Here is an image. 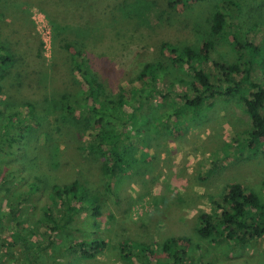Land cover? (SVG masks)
<instances>
[{
    "label": "rangeland",
    "instance_id": "1",
    "mask_svg": "<svg viewBox=\"0 0 264 264\" xmlns=\"http://www.w3.org/2000/svg\"><path fill=\"white\" fill-rule=\"evenodd\" d=\"M135 1L0 0V52L36 56L29 59L35 73L44 69L50 72L54 62L64 61L56 74L59 85L48 94L53 103V107L47 106L52 111L49 120L69 102L72 116L80 123L78 142L95 139L100 100L97 94L88 99L85 94H78L81 80L78 72L70 68L75 56L83 70L105 84L107 101H113L117 107L107 110L104 125L118 135V147L129 146L131 157L129 172L125 175L117 172L113 178L119 201L114 202L112 196H107L110 200L103 202L97 220L91 214L90 201L86 203L84 199L68 198V205L73 209L61 217V203L50 198L49 190L28 191L29 177L36 178L39 167L49 183L61 186L77 180L80 190L77 197L83 195L85 185L102 190L105 179L96 162L103 158L111 163L108 148L97 147L92 163L84 161L75 141H68L71 135L55 125L48 133L35 130L39 135L32 129L22 131L17 124L9 126L6 121L11 110L2 108L18 109L19 119H23L30 115L24 110V101H36L40 95L36 85L31 88L25 85V89L22 78L17 89V72H10L1 81L0 90V264H26L22 252L32 244L45 264H174L168 255L175 257L176 251L178 254L184 251L183 261L176 264H264V232L243 242H238L236 237L227 240L223 230L212 236L216 240L195 234L200 213L213 215L214 221L220 217L215 202L232 181L264 199V142L257 140L248 146L246 137L251 128L248 115L237 97L224 93L229 81H225L223 71L213 63L214 60L225 64L237 61L234 37L240 34L264 54V0H213L205 3L208 6L199 0H185V6H169L173 11L170 13H165L162 5L148 19L141 14L140 18L136 14L123 16L117 11L119 7L124 10L123 4ZM149 1L153 7L159 2ZM206 6L212 9L207 10ZM220 6H224L227 16L225 26L215 39L216 46L209 48L212 38L199 25L196 27L195 22L200 23L198 14L206 12L207 15ZM141 19H146L145 27L140 26ZM85 21L96 31L99 29L100 40L87 41L85 52L81 50L79 55L60 49L66 34L64 24L74 26ZM163 39L179 46L191 45L202 54L208 50V60L194 63L196 68L209 73L213 85L198 106L184 103L196 95L190 84L193 71L183 63L174 66L161 55L160 40ZM238 53L242 60L229 84L242 79L249 69L253 79L264 86L261 74L264 67L258 62L259 55L250 49ZM152 60H161L166 71L162 73L156 67L139 77L143 64ZM36 62L43 66L37 71ZM0 68L8 65L2 64ZM237 91L248 93L247 84L241 81ZM10 95H17L20 103L6 100ZM177 107H181V113ZM176 111L180 113L177 116ZM58 130L62 134L56 139ZM147 131L153 138L145 136ZM41 133L47 134L49 142L58 144V150L52 151L59 159L51 157L47 146L42 145ZM21 135L24 136L20 141L12 140ZM34 136L41 139L37 142L39 147L42 145L38 154L33 151ZM32 155L33 159L27 161ZM85 168L90 171L88 179L84 177ZM29 169H33L32 175ZM48 208L63 225L49 229V225L56 224L45 216ZM9 209L14 214L9 215ZM183 236L189 237L187 244L181 240L164 247L167 238ZM91 238L102 239L108 247L120 241L144 243L141 248L146 251L139 253L137 249L127 259L128 263L110 255V251H102L97 259L90 261L81 259L79 252L71 249L70 243L66 244L73 239L76 242ZM50 239H54L51 244Z\"/></svg>",
    "mask_w": 264,
    "mask_h": 264
},
{
    "label": "trees",
    "instance_id": "2",
    "mask_svg": "<svg viewBox=\"0 0 264 264\" xmlns=\"http://www.w3.org/2000/svg\"><path fill=\"white\" fill-rule=\"evenodd\" d=\"M154 1V0H153ZM159 1V2H157ZM165 0H156L157 6H152L151 2L149 0H136L135 2H124L126 4L122 5V8L124 7V10L119 7L117 9L118 12H120L123 16L124 14L133 17L134 14H136V17H139L141 14L143 17H148L152 15V12H157V9L164 6L165 13L173 12L172 9L169 6L174 7L175 4H183V6L186 5L185 0H172L169 3H163ZM203 4L213 2V0H199ZM73 1H71L72 3ZM116 3H118V0H116ZM132 4V5H131ZM208 6V4H205ZM117 6V4H116ZM207 10L212 9L211 7H207ZM115 8V5L113 6ZM224 6H220L217 9L214 8L209 12L208 17L204 13V15L198 14V20H200V23L195 22L196 27L198 25L201 29L206 30L209 34V36L212 38L210 40V43L208 45L209 48H214L216 46L215 39L217 36L221 33V31L224 29L225 22H226V13L223 11ZM119 13V14H120ZM262 15L261 11H258ZM186 15V14H184ZM94 18V17H93ZM91 18V19H93ZM140 18V17H139ZM262 18V17H260ZM206 19V22L204 21ZM140 26L145 27V23L147 22L146 19L140 20ZM65 30V39L60 42V49L63 48L64 50L67 49L68 51H72L70 53L74 54H80L81 50L85 52L87 48V41L93 42L94 39L100 40L102 37L99 29L93 27L90 22L85 21L81 24H74V26L70 24H64ZM81 33V34H80ZM241 36L234 37L235 44H236V52H237V61L231 62L228 64H225L224 62H218L213 61L214 65L217 66L221 71L224 73L225 81L230 82L231 76L233 74H236L239 70L240 62L242 60L241 53H238L239 50H246L250 49L253 54H257L258 62L264 67V54L262 52H259L258 48L253 45L246 36L243 34H240ZM94 38V39H93ZM167 38V36H166ZM160 53L161 55L165 56L168 61H170L171 64L174 66L178 64H184L187 65L192 71H193V78L190 81V84L192 86V89L195 91L196 95L192 99H186L184 103L186 105L191 106H198L203 99V97L210 93L213 85L210 81V75L206 71H204L201 68H196L194 66L195 62L200 61L201 59L208 60V50L205 49L203 54L197 52L195 49L191 47V45H185V46H179L168 39L160 40ZM74 49V51H73ZM1 51V50H0ZM165 51L167 53H165ZM63 56L65 54H62ZM62 56V57H63ZM39 57V56H38ZM61 57V59H62ZM30 58L36 59V56H32L30 54L29 56H26V54L21 55L19 52L11 53V54H3V52H0V66L2 64L8 65V68L1 69L0 68V90L2 89L1 81L6 78L10 72L16 71L18 76V85L17 89H19V84L21 82V78L24 80V86L31 88L33 85H36V89H39V98L36 99V101L28 100L24 101V110L26 113H30L28 117H25L23 119H19V110L11 107H4L2 109H10L11 112L7 116V121L10 125L9 126H17L19 125L20 128L23 130L30 131L32 130H43L47 131V133L50 131L51 127L55 125L57 129H59L62 132L67 133L68 135H71V140L68 141H75V147L80 151V154L84 157V161L89 160L92 163H94V155L96 152L95 149L98 147L100 150H104L105 148H108L109 157L111 160V163H106L103 161L104 159L101 158L96 162L99 165V169L101 172V175L105 179V183L103 184L104 188L101 190L95 185L91 187L84 186L85 189L83 192V195H80L77 197L76 193H79L78 189V181L74 180L70 182V184H63L58 185L55 183H49V178L44 175V172L38 167L36 168V178L30 176V181H28L27 185L30 186L28 191L31 192H39L42 193V188L45 190L50 191V198L53 200L56 199L61 203V209L62 212L61 217L66 215L67 213L71 212L73 209L72 205H68L70 203L69 199H76L78 201L85 200L86 203L90 201L91 204V214L97 218L101 215L100 208L103 206V204L109 199H107V196H112L110 198L113 199L114 202L119 201L118 195L119 193L114 190L113 186V178L119 172L121 175H125L129 172V169L131 168L130 164V155H129V146L124 145L123 147H118V135L115 134L111 129H108L104 125L105 116L107 114L108 109H113L117 107L115 104H113V101H107L108 96L105 92V84H102L101 81L98 80L97 76L90 75L88 71L83 70L80 67V62L77 61V59L72 58L70 63V68L73 70H76L78 72L81 83H80V89L78 90V94H85L86 99L94 94H97V97L100 100L99 103V111L101 112L99 117L95 118V124L99 125V129L97 130V133L95 135V139L91 141H86L84 143H79L77 140L78 134L80 132L79 125L80 123L72 116V105L71 103L67 102L65 105L61 106V112L57 113L55 112L53 114L52 120H49L50 115L52 114L51 110H48L47 106L53 107L52 98L49 97V93L51 90H54L58 87L59 81L57 75V71L59 66L61 64H64V61L61 60L59 63H53L51 71L44 69V72L35 73V68H33L30 64ZM24 59V60H23ZM248 63H251L250 61ZM36 71L40 67H43L41 63L36 62ZM164 63H162L161 60H152L148 61L143 64L141 74L139 77L143 76V73L146 75V73L152 72L156 67H159L162 73H164L165 67ZM48 71V72H47ZM245 75L240 79L239 81H233L232 84L227 83L225 87V94L232 95L237 97V99L240 102L241 108L246 112L248 115V118L250 120L251 128L247 132V142L248 146H252L255 141L257 140H263L264 142V86L263 84L259 83L250 74L249 69H246L244 72ZM262 77L264 79V68L261 70ZM98 80H96L95 78ZM105 81V80H104ZM241 81L245 82L247 84V87L249 89L248 93L245 92H239L238 86L240 85ZM25 86V89H26ZM20 88H23V86H20ZM20 91V90H19ZM22 92L20 91V94ZM234 93H236L234 95ZM64 96V95H63ZM6 100L12 101L15 103L17 100L20 103V98L15 96H6ZM65 97V96H64ZM5 100V101H6ZM101 104V106H100ZM211 102L209 104L212 105ZM16 107V106H15ZM97 108V107H96ZM14 109V110H13ZM98 110V108H97ZM177 111L181 113V107L176 108ZM174 113L176 116L180 113ZM1 113V109H0ZM19 119L18 121L16 120ZM48 120V121H47ZM17 124V125H16ZM48 126V127H47ZM49 128L48 130L46 129ZM8 128V127H7ZM59 130L57 131L58 139L62 132L59 133ZM35 131V132H36ZM39 132V131H38ZM33 135V133L31 132ZM41 138L43 140L42 145L47 146V151L50 153L51 157H56L55 159H59L58 154L54 152L58 150V144L54 142H49L47 138V134L41 133ZM35 135H39L36 134ZM24 135H21L18 138L12 139L16 141H20L21 137ZM148 138H153V135L150 136L149 131H147L146 135ZM44 137V139H43ZM54 141H56L53 137H51ZM49 138V139H51ZM153 140V139H152ZM34 144H33V151L34 153L38 154L40 150V146L37 142H40L41 139H38V136H34ZM54 150V152L52 151ZM33 153V152H32ZM33 153V154H34ZM97 155L99 157H102L101 153L97 152ZM60 156V155H59ZM35 157V156H34ZM33 159L32 157H28L27 161ZM133 160V159H132ZM103 161V162H102ZM57 162H60L59 160L56 162H52V166L56 164ZM101 162V163H99ZM61 164V163H60ZM28 166V165H27ZM60 167V166H59ZM35 169V168H34ZM29 173L31 174V171L33 169H29ZM86 174L84 177L88 179L90 171L85 168ZM37 173V174H36ZM84 175V174H83ZM42 178L44 182H42ZM86 179V181H87ZM87 183V182H86ZM37 185V186H36ZM33 187V188H32ZM87 187V188H86ZM71 195V197H69ZM69 198V199H68ZM70 199V200H71ZM110 200V199H109ZM104 202V203H103ZM67 206H66V205ZM216 207L220 210V217L214 221L213 215L208 213H200L198 215V224L195 226V234L199 238H210L211 240H216V238L212 237L213 235H217V233L222 232V230L225 233V238L227 240L233 239V237H236L238 242H243L247 238L255 239L257 238L261 233L264 232V199H262L258 194L253 192H247L245 188L239 183L232 181L231 183L227 184L225 186V189L223 190L220 200L215 202ZM109 205V204H108ZM108 205L106 207L108 208ZM14 214L13 209H9V215ZM45 216L48 219H51L54 221V224L52 226H48L49 229H55L58 225H63V223L57 222V216H53L49 212V208L45 209L44 211ZM69 218V217H68ZM70 219V218H69ZM142 220V219H141ZM143 221V220H142ZM216 232V233H213ZM31 235H33L31 233ZM219 235V234H218ZM60 234L57 235L59 237ZM54 239H50L48 243H53ZM183 241L185 244L188 243L189 237L183 236V237H169L167 238L163 243L164 247H168L171 243H175L177 241ZM69 244V247L72 249H76L79 252V255L81 259H88L93 260L96 258V256L102 251L104 253H107L110 251V255L118 256L121 260L127 261V259H130L133 252L138 249L139 253H144L146 251L145 249L142 250V246L144 247V243H126V242H119L118 244L111 245L109 244V247L106 246L105 242L100 238H91L87 240H80L74 242V239L71 241H68L66 244ZM35 244L30 245L29 248H26L22 252L23 256V262L26 264H45V260H41L39 257V254L36 252V246ZM46 245L45 247H47ZM198 246V245H197ZM65 247V245H64ZM141 248V249H140ZM65 249V248H64ZM148 250V249H147ZM151 253V252H150ZM117 254V255H116ZM184 254V251H182L180 254H178V251L175 252V257L173 255H168L169 258H171L176 263H181L183 261L182 255ZM177 256V257H176ZM24 264V263H23ZM158 264V263H157ZM162 264V263H159Z\"/></svg>",
    "mask_w": 264,
    "mask_h": 264
},
{
    "label": "crops",
    "instance_id": "3",
    "mask_svg": "<svg viewBox=\"0 0 264 264\" xmlns=\"http://www.w3.org/2000/svg\"><path fill=\"white\" fill-rule=\"evenodd\" d=\"M97 259V258H96ZM94 260V259H93Z\"/></svg>",
    "mask_w": 264,
    "mask_h": 264
}]
</instances>
